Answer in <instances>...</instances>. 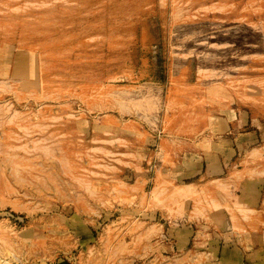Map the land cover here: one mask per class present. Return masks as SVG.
I'll list each match as a JSON object with an SVG mask.
<instances>
[{
	"label": "rangeland",
	"instance_id": "1",
	"mask_svg": "<svg viewBox=\"0 0 264 264\" xmlns=\"http://www.w3.org/2000/svg\"><path fill=\"white\" fill-rule=\"evenodd\" d=\"M215 122L264 133V0H0V264H264L262 202L176 186Z\"/></svg>",
	"mask_w": 264,
	"mask_h": 264
},
{
	"label": "crops",
	"instance_id": "2",
	"mask_svg": "<svg viewBox=\"0 0 264 264\" xmlns=\"http://www.w3.org/2000/svg\"><path fill=\"white\" fill-rule=\"evenodd\" d=\"M219 123L215 122L212 128L213 136H208L207 138L217 142L221 146V149L215 151L197 147L194 148L197 156L195 155V157H192V155H194L192 150H190V154H185L184 158H186V156H190L191 158L180 172L181 174L183 172V175L189 178L190 181L183 183L184 185L194 184L195 186L206 185V187L215 185L216 197L218 200L220 199L219 201H221V197L224 196L223 190L219 187L221 185H228L230 189L233 190V201L240 204L241 200H246L247 208L256 211L261 202L264 206V173L261 174L259 180H250V175L247 171L254 170L255 167L259 170H264V133L260 134L262 132H259L260 141L258 138L251 141L258 130H246L243 132L237 130V132L232 133L230 137H225L220 135L221 131L216 130V128H219ZM231 123L234 129L240 126L239 122L231 121ZM220 127L224 132L226 125ZM227 127V129H229L228 123ZM216 134H219V136H216ZM221 139L222 141H220ZM200 141L201 140H198V142ZM255 141H258L257 145H254ZM253 148H261L263 150L261 156L253 158L248 155V151ZM199 160L201 161L200 170L197 169ZM241 172H243L241 176L237 177L236 174ZM179 184L180 183H176V186H180Z\"/></svg>",
	"mask_w": 264,
	"mask_h": 264
},
{
	"label": "bare ground",
	"instance_id": "3",
	"mask_svg": "<svg viewBox=\"0 0 264 264\" xmlns=\"http://www.w3.org/2000/svg\"><path fill=\"white\" fill-rule=\"evenodd\" d=\"M14 114V113H13ZM264 148V147H263ZM261 150V148L259 149V148H257V149H255L254 151H252V152H257V151H260ZM252 154H254V153H252ZM178 187H180V188H183L182 189V193L184 194V193H186L187 194V192H188V194H189V191L190 192H192L194 189L192 188V187H195V185L194 184H185V185H182V186H178ZM159 189V188H158ZM155 190V189H154ZM156 190H157V188H156ZM155 190V191H156ZM158 193V191L156 192V194ZM182 193H178V194H180V195H183ZM153 194V193H152ZM159 194V193H158ZM186 194L185 195H183V196H186ZM191 195H193V194H191ZM157 196V195H156ZM155 196V194H154V198L156 197ZM156 226V225H155Z\"/></svg>",
	"mask_w": 264,
	"mask_h": 264
}]
</instances>
